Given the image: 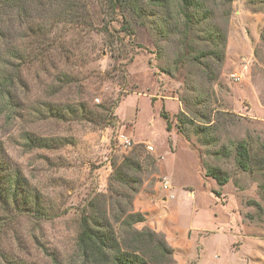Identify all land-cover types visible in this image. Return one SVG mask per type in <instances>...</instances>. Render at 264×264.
I'll list each match as a JSON object with an SVG mask.
<instances>
[{
	"label": "rangeland",
	"instance_id": "rangeland-1",
	"mask_svg": "<svg viewBox=\"0 0 264 264\" xmlns=\"http://www.w3.org/2000/svg\"><path fill=\"white\" fill-rule=\"evenodd\" d=\"M77 2L75 23L25 38L28 58L39 41L50 48L22 65L13 112L0 114V264H81L80 217L108 193L113 164L124 159L140 165L128 172L138 180L129 209L144 216L135 227L161 234L176 264H264V0H232L227 21L213 6L190 36L188 58L168 26L173 0L146 7L143 21L104 0ZM211 32L225 34L220 62L208 54ZM180 111L196 123L208 116V140L190 126L189 140L176 131ZM26 132L40 145L28 146ZM119 134L132 145H119ZM241 139L248 171L234 160ZM206 167L228 181L218 185Z\"/></svg>",
	"mask_w": 264,
	"mask_h": 264
},
{
	"label": "trees",
	"instance_id": "trees-1",
	"mask_svg": "<svg viewBox=\"0 0 264 264\" xmlns=\"http://www.w3.org/2000/svg\"><path fill=\"white\" fill-rule=\"evenodd\" d=\"M77 1L0 0V114L5 111L10 114L13 112L15 105L10 89L23 86L20 75L22 65L32 58L31 61L38 59L36 61L41 62V55L48 52L50 48V45L43 46L44 41H39L36 47L37 54L28 58V52L24 54L21 49V44L25 38L46 35L48 37L54 24L75 23L74 14H71L70 11L75 12L78 10ZM104 1L114 14L119 13L120 16H123L126 11L129 13L130 10V13L132 11L142 21L147 15H151L146 11V7H155L157 10L164 9L167 2V0ZM231 1L173 0L177 7L176 18L173 23L168 22V26L181 35L179 40L181 55L188 58L187 56L192 50L190 36L195 27H200L209 18L213 6L215 10L220 8L225 21L228 20ZM165 20L167 21L168 17ZM128 25L129 18H125L122 20L120 27L122 30H127ZM207 39L211 46L208 54L215 58L217 62H220L223 57L222 49L225 34L221 33L220 36H216L211 32ZM35 42L33 40L31 43L33 47ZM202 55L204 56V53ZM197 60L198 64H200V58H197ZM204 65V73L206 78L210 80V78H213L210 76L212 74H208L207 63H204ZM49 74L51 73L47 71V75ZM80 107V110H85L81 105ZM159 114L165 121L166 130L169 131L172 128V122L168 113L161 108ZM175 116L177 120L175 129L186 140H189V128H193L194 133L200 135V139L204 141L210 137L208 130L211 124H209L208 116L200 117L201 120H198V124L183 111H180ZM188 126L190 127L187 128ZM28 133L26 132L24 136L27 145L31 147L40 145ZM233 147L234 160L237 166L242 170H250L253 159L250 155L247 141L241 139ZM115 166L113 164V171L108 177V193L98 194V197L95 196L89 203V213L80 217L76 249L81 264H176L173 259V250L161 234L147 226L141 229L135 227V224L144 221V216L140 212H133L129 209L131 207L132 194L137 191L134 184L138 180L131 177L128 172L129 170L138 171L140 169L139 163L134 160L124 159L122 165ZM206 175L215 179L218 185H223L228 181L227 174L216 167H206ZM14 182H17V178L14 179ZM14 189L13 194L16 191V186ZM215 193L217 194L218 192ZM105 197H107L106 200L103 199ZM106 202L110 203L114 208L111 209V206L106 204ZM108 208L111 209L112 214H109L111 217L107 215ZM114 209H116V213H114ZM117 223L120 224L119 231L114 228Z\"/></svg>",
	"mask_w": 264,
	"mask_h": 264
},
{
	"label": "built area",
	"instance_id": "built-area-1",
	"mask_svg": "<svg viewBox=\"0 0 264 264\" xmlns=\"http://www.w3.org/2000/svg\"><path fill=\"white\" fill-rule=\"evenodd\" d=\"M117 142L119 145H121L123 147H129L132 145L131 140L127 136H125L124 134H119L117 136ZM147 147H148V149H151L150 146H147Z\"/></svg>",
	"mask_w": 264,
	"mask_h": 264
}]
</instances>
